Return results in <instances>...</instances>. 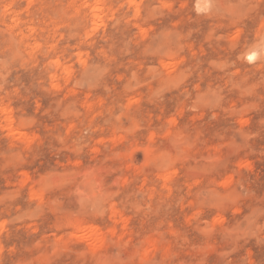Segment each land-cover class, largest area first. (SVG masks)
I'll return each mask as SVG.
<instances>
[{
	"label": "rangeland",
	"instance_id": "rangeland-1",
	"mask_svg": "<svg viewBox=\"0 0 264 264\" xmlns=\"http://www.w3.org/2000/svg\"><path fill=\"white\" fill-rule=\"evenodd\" d=\"M99 1L0 0V264H264V0Z\"/></svg>",
	"mask_w": 264,
	"mask_h": 264
},
{
	"label": "bare ground",
	"instance_id": "bare-ground-1",
	"mask_svg": "<svg viewBox=\"0 0 264 264\" xmlns=\"http://www.w3.org/2000/svg\"><path fill=\"white\" fill-rule=\"evenodd\" d=\"M212 2V1H211ZM103 3H104V1H103ZM213 3V2H212ZM206 4H207V1H204V0H202V1H200V3H199V5L200 6H206ZM208 5H209V3H208ZM210 6V5H209ZM102 7H103V5H102V3H101V1H99V0H97V2H95L94 3V5L92 6V8L93 9H91V10H93L94 11V13H96L95 11H100L101 9H102ZM209 8V7H208ZM210 8H212V7H210ZM209 8V9H210ZM104 10V9H103ZM212 11H214V9L212 10ZM93 13V12H92ZM93 13V14H94ZM97 14H94L93 15V17H95ZM98 19V18H97ZM262 44V43H261ZM262 45H264V44H262ZM259 46H260V44H259ZM258 47V46H257ZM254 48V47H253ZM259 49H260V47H259ZM258 49V50H259ZM261 49H263V47L261 48ZM260 49V50H261ZM259 50V51H260ZM258 51V52H259ZM261 53V52H260ZM262 54V53H261ZM261 54H258L259 56H261ZM250 60H253V59H255V58H257L256 56H257V50H256V48H255V50H251V51H249V52H247V55H246ZM259 56H258V58H259ZM262 57V56H261ZM3 124L6 126V127H8V128H11V126H12V124H13V120H11V118H9V119H7V118H5V121L3 122ZM14 125V124H13ZM19 130V129H18ZM14 131V130H13ZM18 132V131H17ZM16 132V133H17ZM166 165V164H165ZM228 182V181H227ZM230 182V181H229ZM228 182V183H229ZM227 183H225L224 185H226ZM225 187H229V186H225ZM119 213V212H118ZM115 214V213H114ZM116 215H118V214H116ZM124 220V219H123ZM126 220H127V218H126ZM126 220H124V221H126ZM127 223V222H126ZM123 225H124V223H123ZM93 227V226H92ZM72 230L73 231H81V232H85V231H89L90 232V234L88 235V236H90L89 237V240H90V242L91 243H95V244H97V243H100V242H103V239H102V237H101V235H100V231H97L96 229H95V227L94 228H87L83 223H77V224H75L74 226H73V228H72ZM105 240V239H104ZM161 242V241H160ZM159 242V243H160ZM147 243V242H146ZM94 244V245H95ZM150 245V244H149ZM91 246H93V245H91ZM96 246H98V245H96ZM101 246V245H100ZM148 246V245H147ZM154 246V245H153ZM163 246H164V244H163ZM167 247V246H166ZM146 248V247H145ZM146 252V251H145Z\"/></svg>",
	"mask_w": 264,
	"mask_h": 264
}]
</instances>
